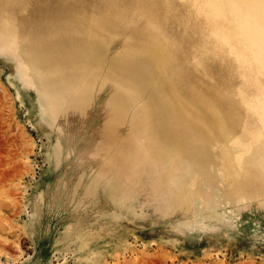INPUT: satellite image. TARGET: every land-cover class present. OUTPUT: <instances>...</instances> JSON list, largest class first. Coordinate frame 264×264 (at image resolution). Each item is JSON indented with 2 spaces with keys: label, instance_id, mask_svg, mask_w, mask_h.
<instances>
[{
  "label": "rangeland",
  "instance_id": "1",
  "mask_svg": "<svg viewBox=\"0 0 264 264\" xmlns=\"http://www.w3.org/2000/svg\"><path fill=\"white\" fill-rule=\"evenodd\" d=\"M236 36L199 0H0V264H264Z\"/></svg>",
  "mask_w": 264,
  "mask_h": 264
},
{
  "label": "bare ground",
  "instance_id": "2",
  "mask_svg": "<svg viewBox=\"0 0 264 264\" xmlns=\"http://www.w3.org/2000/svg\"><path fill=\"white\" fill-rule=\"evenodd\" d=\"M199 1H201V10L204 12L208 20H221L224 15L231 16L238 29V36H236L237 39H239L238 41L245 44V47L249 50L254 63L256 66L261 67L264 75V0ZM217 36V39L229 44V39L225 38V36H222V34ZM255 104L254 112L252 110L251 111L256 114L255 116L263 124L261 126H264V93H261V97L258 98V102L256 105ZM250 107L249 109H251ZM236 144H238V142ZM239 147L240 146L238 145V150ZM241 150L242 149H240V151ZM241 152H239V154ZM239 157L236 158L238 159ZM236 163L237 162H235V165Z\"/></svg>",
  "mask_w": 264,
  "mask_h": 264
}]
</instances>
